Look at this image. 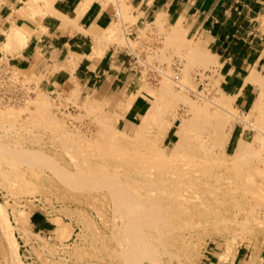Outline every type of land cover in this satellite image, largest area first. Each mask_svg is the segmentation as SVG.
<instances>
[{"label":"rangeland","instance_id":"rangeland-1","mask_svg":"<svg viewBox=\"0 0 264 264\" xmlns=\"http://www.w3.org/2000/svg\"><path fill=\"white\" fill-rule=\"evenodd\" d=\"M109 1L113 33L103 29L100 38L127 47L140 63L129 70L134 87L117 111L77 85L53 93L32 87L0 60L18 84L12 101L0 99V264H218L239 245L257 254L264 248V116L251 121L239 157L228 159L227 121L206 99L223 98L209 63L215 56L184 38L178 24L164 34L145 23L131 36L127 7ZM11 29L26 38L9 27L5 40ZM174 75L189 89L180 91ZM141 91L148 108L124 129L117 120ZM33 211L52 228L32 230L28 220L26 243L14 218ZM210 246L214 258L206 259Z\"/></svg>","mask_w":264,"mask_h":264},{"label":"crops","instance_id":"crops-1","mask_svg":"<svg viewBox=\"0 0 264 264\" xmlns=\"http://www.w3.org/2000/svg\"><path fill=\"white\" fill-rule=\"evenodd\" d=\"M122 3L127 7L128 34L133 36L156 16L164 34L178 24L184 38L196 41L215 56L209 63L218 78V88L233 97L232 105L244 114L254 106L259 90L246 80L253 72L264 78V0ZM115 13L109 0H50L48 4L42 0H0V60L5 59L9 67L30 78L32 87L53 93L77 85L81 93L108 101L113 112L117 111L134 86L128 66V56L133 53L116 41L100 38L101 31L114 21ZM9 27L26 34L20 47L7 45L4 33ZM147 108L148 94L141 91L131 98L117 122L128 129ZM170 130L164 139L172 134ZM240 131L239 125L232 127L225 151L235 145ZM28 220L32 230L47 232L52 228V222L40 212H31ZM213 247L206 251V259L214 258ZM249 263L264 264V248L251 255L239 245L231 258L218 264Z\"/></svg>","mask_w":264,"mask_h":264},{"label":"bare ground","instance_id":"bare-ground-1","mask_svg":"<svg viewBox=\"0 0 264 264\" xmlns=\"http://www.w3.org/2000/svg\"><path fill=\"white\" fill-rule=\"evenodd\" d=\"M34 3L38 0H32ZM120 0L117 1H114L115 5L116 6H119L121 2H119ZM123 2V0H121ZM67 17V16H66ZM158 16H156V18L154 19V21L152 22L153 24L155 25H158ZM177 25V24H176ZM104 31L108 34H112L113 33V28H112V23L105 29ZM123 37H125V35H123ZM127 37L123 38L124 40L126 39ZM6 40L8 43H17V44H23V42L26 40L25 36L18 30H11L9 32V34L6 35ZM165 77V76H163ZM175 81V80H173ZM248 82H251L253 84H255L258 88V92L259 94L257 95V100L254 104V106L249 110L247 111V113H245L242 117H240V115L236 112H234V110L236 109L234 106H232V98L231 96H228L226 94H224L220 89H219V92H220V95L223 97L222 99H218L217 97L216 98H207L206 95V99H207V104L210 105V107L217 111V113L222 116L225 121H227V124H226V128H225V141H224V145H223V153L225 156H227L228 159L230 160H235V158L239 157L240 153H242L241 149L243 147L244 144H246L248 142V140H246V134H247V131L248 129L247 128H250L251 125V121L254 119V118H259V116H264V80L261 78V76L258 74V73H255L253 72L248 78L247 80ZM128 83V82H127ZM175 83L177 84V87L180 91H184L185 89H189V87H186L185 85H183L180 81H175ZM188 90H186L187 92ZM218 91V90H217ZM123 93V92H122ZM190 93H193V92H190ZM197 93V92H196ZM199 94V93H197ZM196 94V95H197ZM187 95V94H186ZM195 95V96H196ZM200 96L204 97L203 94H199ZM198 97V96H196ZM204 97V98H205ZM201 100H204L203 98H201ZM205 104V103H204ZM208 105H206L205 107L207 108ZM210 108V109H211ZM212 110V111H213ZM186 111V110H185ZM206 112H207V109H206ZM215 113V112H214ZM186 114V113H185ZM211 115H214V114H211ZM186 117V116H185ZM212 118V117H211ZM221 118V117H220ZM184 119V118H183ZM186 119V120H185ZM184 119V121L182 120L181 118V122L178 124L177 126V130L174 132V135L176 137L175 141H173L171 143V145L173 143L176 142L177 138L183 133V130L186 126V122L187 121V117ZM257 120V119H256ZM235 122H242L244 124V126L241 127V131L238 135V138H237V141H236V147L233 151V153H228L227 151H225V144H226V141L227 139L229 138V133L233 127V124ZM239 124V123H238ZM237 124V125H238ZM241 124V123H240ZM172 125V122H170L168 125H167V128H166V131L167 129ZM250 126V127H248ZM253 127V126H252ZM166 133V132H165ZM232 133V132H231ZM258 133L260 136L264 137V129H259L258 130ZM246 147V145L244 146ZM243 147V148H244ZM242 155V154H241ZM10 164V163H8ZM2 165H5L2 163ZM13 165V163H12ZM234 165V164H233ZM8 169H9V165L7 166ZM13 167V166H12ZM228 167V166H227ZM32 168V167H31ZM11 169V168H10ZM18 171V170H16ZM31 171V170H29ZM1 172V171H0ZM3 172V171H2ZM19 172V171H18ZM34 172V171H33ZM2 174V173H1ZM17 177V176H16ZM9 179V178H8ZM16 180L21 179V177H17L15 178ZM5 182V181H4ZM16 182V181H15ZM14 185V184H13ZM2 188L9 191V187H8V184H4L2 183ZM199 198V197H198ZM2 218V217H1ZM28 219H29V216H21V217H18V218H14L15 220V224H16V228L18 230V232L20 233V235L22 236L23 240L27 243L28 242V236L26 234V225L29 224L28 223ZM1 220V219H0ZM2 225L5 226L6 224L4 223L3 219H2ZM28 227V226H27ZM30 228V227H29ZM28 231H30L28 229ZM32 233V232H30ZM220 233V232H219ZM32 234H35V233H32ZM19 235V237H20ZM31 235V234H30ZM213 237V236H212ZM220 237V236H219ZM37 238V237H36ZM217 238V237H216ZM38 239V238H37ZM242 239V238H241ZM22 240V239H21ZM238 245V244H237ZM14 252H15V249H14ZM255 257V256H254ZM252 262V260L250 261V263ZM254 262V261H253ZM249 263V264H250ZM253 264V263H252Z\"/></svg>","mask_w":264,"mask_h":264},{"label":"built area","instance_id":"built-area-1","mask_svg":"<svg viewBox=\"0 0 264 264\" xmlns=\"http://www.w3.org/2000/svg\"><path fill=\"white\" fill-rule=\"evenodd\" d=\"M128 58H129L128 66L130 67V69H134L138 67L140 63L137 60L138 58L135 54L129 55ZM6 68L7 67L4 64L2 63L0 64V99L9 102L12 101V99H14L16 95L14 91L17 90L18 84L14 81V79L11 78L13 75L11 76L9 70H6ZM145 68L149 73H154V74L161 73L160 68L155 69L154 67L148 64H145ZM138 71L140 72V70ZM16 78H18V75H16ZM173 79L176 81L177 75H174Z\"/></svg>","mask_w":264,"mask_h":264},{"label":"trees","instance_id":"trees-1","mask_svg":"<svg viewBox=\"0 0 264 264\" xmlns=\"http://www.w3.org/2000/svg\"><path fill=\"white\" fill-rule=\"evenodd\" d=\"M169 132L171 133V130Z\"/></svg>","mask_w":264,"mask_h":264}]
</instances>
